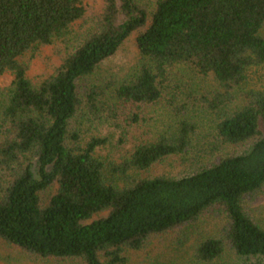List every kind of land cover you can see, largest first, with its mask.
<instances>
[{"label": "trees", "instance_id": "1", "mask_svg": "<svg viewBox=\"0 0 264 264\" xmlns=\"http://www.w3.org/2000/svg\"><path fill=\"white\" fill-rule=\"evenodd\" d=\"M83 1L0 0V78L14 76L0 90V245L36 262L129 264L160 238L223 220L188 264H264V225L252 210L264 196V88H245L250 70L264 67V0H157L152 12L139 0H101V20L34 85L21 59L69 40ZM149 23L138 65L99 79ZM156 114L161 126L126 150ZM202 117L214 127L199 151ZM100 127L119 135L118 159L100 154L113 135H95ZM226 147L249 149L183 178L138 177Z\"/></svg>", "mask_w": 264, "mask_h": 264}, {"label": "rangeland", "instance_id": "2", "mask_svg": "<svg viewBox=\"0 0 264 264\" xmlns=\"http://www.w3.org/2000/svg\"><path fill=\"white\" fill-rule=\"evenodd\" d=\"M143 5L147 6L152 12L155 9L157 0H139ZM86 9L85 18L78 22L73 29L71 38L67 41L58 42L52 46L40 48L35 54H27L21 61L29 65L28 78L34 85H40L48 78L54 76L63 65L67 57L73 50L79 46L86 38L87 34L101 20L105 12V3L101 0H84ZM150 26L143 28L139 32L133 34L122 46L116 56L104 62L98 70V78L109 81L110 79H122L125 77L141 60L138 47V38L145 33ZM14 76L7 73L0 78V90L6 92L12 86ZM245 88L251 90H262L264 88V67L250 70L247 77ZM239 105L235 104L227 108L228 112L235 111ZM154 119L152 121V119ZM146 125H142L133 131L130 143L126 150L134 146L136 140L144 139L148 131L154 127H160L161 121L165 117L161 114L152 115ZM203 122L200 127L199 144L204 147V143L211 141L209 139L214 127L213 119L202 117ZM95 135L109 136L112 135V142L106 148L100 150V154L104 158L110 160L118 159L124 151L118 149L119 135L115 130L108 127H100L99 131H94ZM199 146V151H201ZM248 147H226L220 150L219 155L212 157L210 154L196 153L190 156V159L182 157H171L160 164L154 166L150 171L139 173V178H155L166 176L170 178H183L189 176L207 166L216 157L233 154L244 153ZM206 154V155H205ZM253 213L258 221L264 225V196H262L255 204L252 205ZM98 219V218H96ZM223 220L210 221L198 226L187 227L177 231L173 235L160 238L140 252H132L129 255V264H188L192 258L196 246L203 240L219 235L224 226ZM0 264H61L57 262L43 263L36 262L26 257L16 248H7L0 245ZM78 264V263H64Z\"/></svg>", "mask_w": 264, "mask_h": 264}]
</instances>
